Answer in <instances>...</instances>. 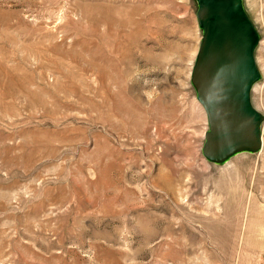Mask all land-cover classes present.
I'll return each instance as SVG.
<instances>
[{"label":"rangeland","instance_id":"rangeland-1","mask_svg":"<svg viewBox=\"0 0 264 264\" xmlns=\"http://www.w3.org/2000/svg\"><path fill=\"white\" fill-rule=\"evenodd\" d=\"M262 148L200 155L193 0H0V264H264Z\"/></svg>","mask_w":264,"mask_h":264},{"label":"water","instance_id":"water-1","mask_svg":"<svg viewBox=\"0 0 264 264\" xmlns=\"http://www.w3.org/2000/svg\"><path fill=\"white\" fill-rule=\"evenodd\" d=\"M193 1L200 37L188 82L206 123L200 155L222 164L262 148L263 116L250 101L260 78L254 55L259 34L242 0Z\"/></svg>","mask_w":264,"mask_h":264}]
</instances>
